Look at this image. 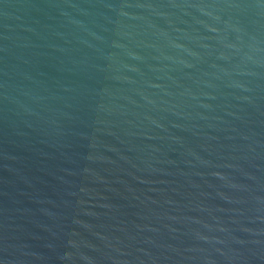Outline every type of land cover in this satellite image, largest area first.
Segmentation results:
<instances>
[{
  "label": "water",
  "instance_id": "obj_1",
  "mask_svg": "<svg viewBox=\"0 0 264 264\" xmlns=\"http://www.w3.org/2000/svg\"><path fill=\"white\" fill-rule=\"evenodd\" d=\"M0 264H264V0H0Z\"/></svg>",
  "mask_w": 264,
  "mask_h": 264
}]
</instances>
